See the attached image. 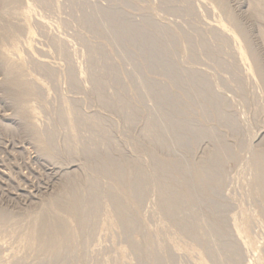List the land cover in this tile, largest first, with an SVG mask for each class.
<instances>
[{
  "label": "rangeland",
  "instance_id": "obj_1",
  "mask_svg": "<svg viewBox=\"0 0 264 264\" xmlns=\"http://www.w3.org/2000/svg\"><path fill=\"white\" fill-rule=\"evenodd\" d=\"M222 1L232 18L213 0H47L40 5L34 0H20L9 8L0 0L2 13L9 10L5 17L0 11L2 25H18L20 18L15 14L25 11L22 9L26 6L30 9L27 23L33 35H20L17 48L25 57L26 62L22 59L28 78L36 77L46 89H41L37 100L26 104L36 109L31 121L38 122L39 134L50 142L53 156L48 159L39 153L37 135L29 132L18 106L5 94V72L0 65V212L4 214L0 221V264L6 260L7 264H36L32 248L22 241V236L30 229L33 216L47 209L48 201L61 191L67 176L73 175L75 187L86 178L102 194L112 185L110 176L99 171L103 154L123 166L141 159L150 169L149 155L136 147L144 143L149 148L150 143L144 140L145 131H159L163 124L181 121L211 129L215 134V139L199 142L189 161H198L210 150L217 151L218 139L227 147L220 157L223 181L211 197L218 202V210L227 221L225 231L217 234L211 224L204 225L210 203L195 205L190 207L196 214L197 224L193 228L205 242L194 241L181 228L160 217L156 210L158 194L151 192L150 183L149 193L135 202L142 221L124 237L108 228L109 207L88 210L86 215L92 216L93 223L81 231L79 255L73 264H232L226 261L228 248L236 247L235 242L243 241V236L248 248L243 241L241 259L233 264L264 263V156L260 152L264 149V81L249 71L251 60L239 58L237 50L238 43H244L246 55L257 54L264 73V39L259 32H264V21L248 13L249 0ZM105 11H109L110 18L121 16L118 26L113 23L116 30L113 18L110 22L104 18ZM237 23L245 34L234 30ZM219 27L229 38L222 39L213 32ZM57 41L62 50L57 48ZM7 45L5 48L10 49ZM38 61L45 62L48 70L44 68L41 73ZM192 74L205 76L212 90L218 92L210 91L226 103L223 114L234 123L236 131L228 128L227 123L201 118L209 102L199 98L201 88L196 82L190 84ZM160 97L170 103L187 101L185 106L163 107ZM64 106L69 108L71 124L66 120ZM91 120H98L103 132L91 127ZM71 126L74 138L68 130ZM47 131L53 135L50 140L45 135ZM159 136L169 147H157L155 154L169 159L184 155L172 144L175 135L161 131ZM75 144L80 151L84 147L94 148L98 157L87 158L83 151L71 153ZM178 190L184 192L185 185ZM185 210L181 219L188 220L190 214ZM245 219L248 225L233 233L232 220ZM104 228L107 230L103 231ZM245 231L251 236L247 237ZM145 238L157 241L167 259H159L156 246H146ZM145 251L151 253L149 263L142 257Z\"/></svg>",
  "mask_w": 264,
  "mask_h": 264
},
{
  "label": "bare ground",
  "instance_id": "obj_2",
  "mask_svg": "<svg viewBox=\"0 0 264 264\" xmlns=\"http://www.w3.org/2000/svg\"><path fill=\"white\" fill-rule=\"evenodd\" d=\"M1 1L3 5L9 8L10 6H14L15 4H17L20 0H1ZM34 1L40 5V4H46L47 0H34ZM213 1H217L221 5L220 7L223 13L227 17L232 18V15L229 9L226 7V5H224L222 0H213ZM12 8L13 7H11V9ZM28 8L29 7L27 6L24 7L22 11L23 10L25 11L21 13L14 12L16 13L15 16L17 15L16 17L20 18V23L18 25H11L9 24V22L8 23L5 22L6 23L5 25H2L0 23L1 24L0 25V43H1L0 46L2 47V44H4L5 46L6 44H8L10 48V49H7V47L5 48L4 45H3V48L0 47L1 48L0 49V65L2 66L5 72L4 73L5 77H4V81L2 82V85L4 87L5 94L8 97H11V99H13L15 104L18 106V110H19L18 113L21 119L23 120V123H25L24 125L29 129V132L35 133L37 135V141L35 144H36V147L39 153L44 158L49 159V158H53L52 151H51V144L49 141H47L46 139L40 136L39 130L41 131V129L38 130L36 127L37 126L36 124L38 122L35 123V121H33L35 123L34 124L31 121V115H33L34 112H37L36 109L26 104L30 100H37L40 96L41 89L43 88L45 89V87L42 88L41 87L42 85L41 86L39 85L40 81L37 79L39 81L38 82L36 80V77H35V80L33 77H32L33 79L28 78L30 75H26L28 74V72L26 71L27 72L26 73L24 69L26 65L25 64L26 60L24 59L25 57H21V55L18 52V48H17V46L19 47L18 41H19L20 35H22L23 33L26 34L25 36L33 35L30 29L32 27L29 26L30 24L28 23L30 22L27 20L28 18H30L28 17L29 15H27L28 14L27 12L30 10V9L28 10ZM18 9L21 11V8H17V10ZM6 10L9 11L8 9ZM0 11L1 13L3 12L2 10ZM5 11L2 14L0 13L1 15L5 14L4 17L7 14L5 13ZM108 12L109 11H105V14L103 15L104 18L108 20L109 22L113 18L114 22H113V19L111 20L112 25L114 26L113 23H116L117 25L118 21H120L121 19V16L120 17L117 16V18L113 16L112 18H110L111 16H109ZM248 13L254 16L257 20L264 21V0H249ZM32 19L34 20L33 17ZM1 22L4 23V21H1ZM34 22L35 20L33 21V23ZM233 24L235 23L233 22ZM33 29L35 28L33 27ZM234 30L236 32H240L241 34L246 33L245 30L238 23L234 25ZM223 31L224 30L221 27L216 28L215 30L213 29V32L218 34L220 38L222 39L229 38V36L223 35L224 34ZM33 32H35V30ZM259 32H260V37L264 39V34H263L264 32L263 31L262 32L259 31ZM21 39H25V38H20V40ZM26 40L27 39H25V41ZM244 42L246 43L247 41H244ZM56 43L58 45L57 48H60L61 44L58 43V41ZM132 44L133 43L131 42V46H133ZM243 44L238 43L237 50H238L239 58H241L242 60H246L249 57L252 63V67H249V71L251 73H255L260 80L264 81V73L262 71V66H261V61H260L259 56L252 52H251V55L247 54L248 55L247 56L245 52V47ZM200 45L202 47V44ZM24 46H26L25 43H24ZM27 47L29 49L31 48L30 45L26 46V48ZM20 49H23V48H20ZM30 52L28 53L30 54ZM30 57L32 58L33 55H31ZM22 58L25 60V62ZM27 61H29V59ZM33 64L37 65V63H33ZM45 64H46L45 62L38 63L37 67H40V72L41 70H44ZM30 67H31V64H30ZM47 68L48 67H46L45 69ZM173 76L174 78H176L177 73L174 72ZM189 82L190 84L191 82H194V83L196 82L197 85L200 86L201 88L199 98L200 99L202 98L203 100L206 99L209 102V106L205 109V112L201 113V118L203 120L207 118L215 123H218V122L227 123L228 128H230L232 131H236L234 123L230 119L226 118L225 115L223 114V110L226 106V103L223 100H221L222 98H219L217 95H214V94H217L218 92H214L212 90L211 88L212 86L209 85V82L205 78V76L192 74L189 76ZM176 83L177 81H175V85ZM100 85L101 84L99 83V86ZM168 87L171 88V86H168ZM211 90L214 94L210 92ZM183 101L184 103H186L187 100H183ZM101 103H104V102H101ZM159 103L163 105V107H167L170 105L178 107V106L184 105V103L182 102L170 103L167 101L165 97H160ZM63 112L66 115L65 116L66 120L69 122V124H71V118L69 116L70 115L69 108L67 106H64ZM89 124L91 127L99 129L101 132H103V130L100 129V123L98 120H91ZM4 127H7V126H4ZM68 130H69L71 137L74 138L73 126L69 127ZM161 131L164 132L166 135H171V134L175 135L174 138H171L172 144H174L175 147H179L181 150H183L184 155H182V157L169 159V158H164V157H161L155 154V151H154L155 148L158 147L162 150L163 149L167 150V147H169L168 143H165L164 140H161V137L159 136ZM45 135L47 136L49 140L52 139L53 135L52 133H50V131H47ZM207 138L215 139V134L211 129H204L202 126L200 127L196 125L190 126L186 124V122H183V121L178 122V123L173 122V123L163 124V126L161 127L159 131L158 130L157 131L156 130L145 131L144 140L150 143V144L148 143L150 145L149 148L145 147L147 144L145 145L144 143H138L136 147L138 151L142 153L147 152V154L149 155L148 158L150 159V169L146 168L145 165L140 162L141 159L136 160L130 165L123 166L119 164V162L109 159L107 155L103 154V158L100 160L101 161L100 164H102V166L99 168V171L102 173L108 174L110 176L112 180V185L109 189L104 191V193L102 194H100L96 186L92 182H89L86 178L83 180L80 186L78 185L77 187H75V183H74L75 179L71 177L73 175L67 176L66 178L64 177L65 179L63 181L61 191L53 199H51V201H48L49 206L47 209L43 211H39L38 214L33 216L34 218L31 223L32 224L31 227L28 225L30 229L28 230V227H26L28 231L27 232L25 231L26 232L25 234L23 233L24 235L22 236V241L32 248V251L34 253L33 255L34 263L36 264H73L79 255L78 253L79 247L77 243H79V239H80L79 237L80 235H82L81 231L85 230L86 228L91 226V224L93 223V221L91 220L92 216L86 215L88 213V210L91 207L92 209L103 207V206L109 207L110 210L107 215L106 224L108 228H110L113 231V233H115L116 235L117 234L126 235L128 232L133 231L138 221L139 222L142 221V217H143V216L141 217V215L137 211L135 202L137 199L144 197L146 193L147 194L149 193L148 185L150 183H151L150 189L153 190L151 192H155L158 194V207H157L158 209L156 210H158L157 212L160 215V217L163 218V220L171 221L174 225L181 228L185 232V234L190 235V237H192L194 241L197 240L200 242H205V240L201 237V234L199 233V231L193 228L194 227L193 225L197 224L196 214H194V212L192 211V209H190V207L195 206V205L210 203L211 206H209V212L206 215V222H203V223H205L204 225L211 224L214 227V232H216L217 234L219 233L222 234L227 227V221L222 216V213L218 210L219 208L218 202L213 201L211 197H212V193L215 192L217 187L223 181V178L221 175L223 160L220 157H222L224 150L227 151V147L224 142L220 143V140L218 139L219 144L216 143L218 147L217 151L215 149L210 150L206 152L198 161H195V162L189 161L190 154L193 152V150L196 148L199 142L202 139H207ZM238 144H241V143L239 142ZM72 146L74 148L76 144ZM77 149L79 148H77L76 146L72 150L71 153H74V154L76 152L78 153V151L80 150H77ZM82 151L83 153H85L83 155L84 156L86 155L87 158L95 159L96 156L98 157L96 150L94 148L84 147V149H82L79 153H82ZM260 152L264 156V149L260 150ZM188 177H190L189 181H187L186 179ZM262 178L264 181V173L262 174ZM182 185H185L184 192H180V190H178ZM261 202L263 203L261 206L264 211V196L262 197ZM105 209L106 208H104V210ZM184 210L190 214L188 218L189 221L181 219V214L183 213ZM3 218H4L3 212L2 213L0 212V221ZM232 221H233V224L231 226L233 227V233L237 229H241L242 226L246 227L248 225L247 219H245L244 222H237L235 220H232ZM106 230L104 228L103 231H106ZM248 233L245 231V235H247V237L251 236V235H248ZM7 234H8V231H7ZM146 235L148 236V233H146ZM168 235H167V240L169 238ZM10 237H12V235ZM231 237H233V234L232 236H230V238ZM114 238L117 240V238L119 237L117 238L113 237V239ZM230 238H229V241H231ZM254 238L255 237H253V239ZM240 240L238 239V241L235 242L236 247L228 248L229 255L227 256V259H226L227 262L233 264L234 261L238 262L241 259V253H242L241 251L243 250L242 245L245 242L244 236L242 237V240L244 242ZM18 242H20V240ZM144 243L146 246L151 245V244L155 245L156 250L160 254L159 259L163 261L167 259V256L163 252H161L162 248L157 241H153V240L151 241L150 239L145 238ZM245 243L247 246V242ZM227 244L229 245L230 243H227ZM16 245L17 244H15V246ZM20 245H23V243ZM22 248L20 246V249ZM22 251H24V249ZM25 253L27 252H23V254ZM243 253H246V252H243ZM141 254L144 260L145 259L148 260V263L149 261H151L150 251L148 252L145 251V252H142ZM170 255L172 257V253H170ZM27 256L30 257L29 254H27ZM31 260L32 259H30V262ZM7 263L8 262L6 260L5 264ZM11 263L12 262H9V264ZM196 263H199V262L196 261Z\"/></svg>",
  "mask_w": 264,
  "mask_h": 264
}]
</instances>
